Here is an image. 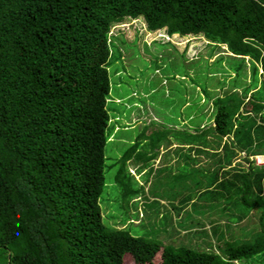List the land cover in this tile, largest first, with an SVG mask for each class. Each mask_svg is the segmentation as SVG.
Segmentation results:
<instances>
[{
  "label": "trees",
  "instance_id": "1",
  "mask_svg": "<svg viewBox=\"0 0 264 264\" xmlns=\"http://www.w3.org/2000/svg\"><path fill=\"white\" fill-rule=\"evenodd\" d=\"M133 20L148 33L201 38L210 50L193 61L180 53L186 71H201V84L189 77L211 100L209 116L200 94L199 101L188 99L180 122L190 126L152 121L114 162L121 194L141 205L161 150L163 171L194 181V193L183 183L177 205L168 201L170 215L159 206L151 212L165 223L166 244L125 227L107 229L99 204L107 129L121 119L109 127L108 67L121 58L114 42L123 40L114 30ZM248 65L252 75L261 70L264 88V0H0V264H123L126 255L136 264L156 256L159 264H264V164L252 159L264 155V103L261 92L245 96ZM204 119L211 123L201 125ZM127 162L137 174L146 170L133 190ZM223 199L236 224L255 220L238 226L256 229L250 240L231 242L233 232L225 238L219 226L209 234L192 229L198 216L181 220L186 206L194 207L189 216L215 211ZM177 226L186 229L182 236Z\"/></svg>",
  "mask_w": 264,
  "mask_h": 264
},
{
  "label": "rangeland",
  "instance_id": "2",
  "mask_svg": "<svg viewBox=\"0 0 264 264\" xmlns=\"http://www.w3.org/2000/svg\"><path fill=\"white\" fill-rule=\"evenodd\" d=\"M118 29L123 34V40L119 38L114 42L116 46V48H114V53L116 55L117 49H119L121 58L115 59L108 67L111 88L107 106L113 108V111H109L111 117L109 127L114 125V121L117 119L116 117H118L119 120V116H121V119L119 122H115L119 127L115 126L116 129L114 131L110 128L107 129L108 135L110 136L105 144V186L99 197L102 219L107 229L125 227L132 235L160 239L166 244V240L164 239L166 235L161 230V227L164 226L165 223L158 222L159 219L152 218L151 212L159 207V209L164 210L165 207V213L167 216L170 215V203L174 202L175 205H177L178 198L181 197L186 183H188V185H186V193H194L196 191L193 184L194 181L174 179L173 175L175 174H172V172L174 173L176 171L175 169H172V172H165L160 167L166 165L167 163H164L166 161H162V159H158L157 161L154 160L152 161V166L153 169L156 170L152 172V175H148V177L150 176V179H148L149 185L148 187L147 185L145 186L149 188V194H147V192L145 194L148 200L144 199V204L141 205V201L130 200L129 197L121 194V188L117 186L113 180L114 172L117 169V165H115L114 162L133 138L141 132L142 127L148 126L152 121L154 126L160 124L162 128L165 127L167 129L168 127L172 128V126L178 128L179 125L182 127L184 126L182 123H187L186 126H190L188 119H182L183 122H180V116L186 111L185 109H181V106L182 103L188 101V99L196 101L200 99L199 88L195 86L194 82H191L190 77H192L196 83L200 84L204 78H202L198 65L195 69L190 68L189 71H186L185 59L180 53H184L188 61H193L200 58L199 55L206 58L210 50L206 47L207 42L201 38H181L175 35L167 38L163 30L148 33L145 30L143 22L138 20H133L118 26V28L114 30V33H116ZM117 34L118 32L116 35ZM163 39L169 40L175 48L169 43H165ZM223 50H225V47L220 49V51ZM220 53L222 54V52ZM218 55L219 52L214 51L212 56L208 59L209 62L211 63L214 61ZM245 68V80L248 84L245 93L246 98L261 92V96L263 97L261 101L264 103V88L261 70L258 68L256 73L252 75V68L249 67V65ZM186 72L189 73L187 74ZM213 81L212 79L207 80L209 84ZM184 92H186V95ZM200 103L203 104V113L209 116V113L213 110L211 100L205 102L203 95H201ZM177 121H179V125ZM206 123L209 124L211 121L206 122L205 119L201 121V125ZM148 127L153 128V125ZM172 149L173 148L169 151L172 152ZM174 155L175 154L168 155L170 158L168 160L169 163L176 162L173 158ZM252 159L255 160L257 165L264 164V155L256 156ZM203 161H205V158ZM237 161H239L238 157L233 163ZM176 166L177 165H175V167ZM128 167H130V173L133 176L129 181H126L129 183L127 188L133 190L137 185L143 184L145 181L141 179L143 172L137 174L132 164L129 165V163L126 169H128ZM240 167L246 166L241 165ZM167 169L169 170V168ZM177 174H179L178 171L176 176ZM205 177L209 178L210 176L206 175ZM187 178L188 177H186V179ZM204 178L203 181H205ZM183 183L185 184L184 186ZM149 196L154 197L159 203L161 199L164 205L158 202L149 203L152 200ZM168 201L171 202L168 203ZM217 205L218 207L215 211L208 208L204 213L195 211L189 216L188 213H190L194 207L192 208L191 205L186 206L180 214L181 217L183 216L181 220L183 219V221H186V218L195 220L198 216L200 221L198 225L193 224L192 229L203 228L206 233L209 234L212 228L219 226L225 238H229L230 234L233 232V236L229 239L231 242L250 240L249 238L251 235H248L249 229L245 228L246 231L242 232L241 228L238 226L254 223L255 220H242L240 223L236 224L234 215L236 212L231 208L230 202L223 199L221 202H218ZM224 206L226 208H223ZM137 211H139V214H137ZM186 211L187 213H185ZM252 213L255 214V211ZM177 219L180 221L179 217ZM176 223L177 222H174L175 225ZM189 223L192 224V221H189ZM177 229L180 232V236L186 232L185 228L177 226ZM255 230L256 229L252 228L250 232L255 233ZM244 235L246 236L243 237ZM212 242L214 241L212 240ZM123 264L136 263L126 255ZM152 264H159L158 256L153 259Z\"/></svg>",
  "mask_w": 264,
  "mask_h": 264
},
{
  "label": "crops",
  "instance_id": "3",
  "mask_svg": "<svg viewBox=\"0 0 264 264\" xmlns=\"http://www.w3.org/2000/svg\"><path fill=\"white\" fill-rule=\"evenodd\" d=\"M184 107H185V106H184ZM176 146H178V144H175V143L173 142L172 145H171L170 147L174 149ZM163 151H164V150H161L160 155H158V156L155 158L156 161H157L158 159H159V160L162 159L163 156H161V155H162ZM166 158H167V157H166ZM173 158L176 159V155H174ZM169 159H170V158H168L167 160H169ZM153 161H154V160H153ZM170 163H172V162H170ZM154 168H155V167H154ZM144 171H146V170H142L140 173H142V172H144Z\"/></svg>",
  "mask_w": 264,
  "mask_h": 264
}]
</instances>
